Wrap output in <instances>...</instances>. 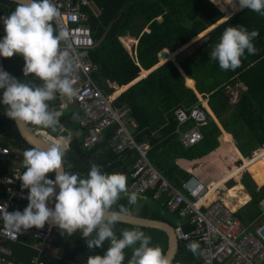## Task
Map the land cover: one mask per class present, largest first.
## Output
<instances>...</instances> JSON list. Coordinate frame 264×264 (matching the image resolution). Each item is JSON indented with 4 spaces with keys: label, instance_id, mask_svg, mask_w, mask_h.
<instances>
[{
    "label": "trees",
    "instance_id": "16d2710c",
    "mask_svg": "<svg viewBox=\"0 0 264 264\" xmlns=\"http://www.w3.org/2000/svg\"><path fill=\"white\" fill-rule=\"evenodd\" d=\"M93 1L101 8V11L98 16H94L91 12L87 14L86 22L94 41V46L89 50V58L101 70V75L97 71L93 74V79L106 95H113L116 87L121 88L132 83L139 77L141 70L148 71L157 65L158 54L162 49L175 52L219 22L224 29L229 26L243 25L249 31L255 29L259 32V36L253 41L257 52L254 55L246 52L241 58V65L235 70H221L218 62H212L209 59L212 50L208 54L210 50L208 32L177 56L181 68L185 70L188 77L193 79H187V84L193 86L194 81V89L186 85L185 77L176 64L168 61L129 86L114 100L115 107L127 105L130 108L131 115L138 124L133 132L135 141L148 145L149 161L171 184L178 186L180 180L188 176V172L180 168L175 163V159L192 161L213 152L219 147L222 130L234 137L236 148L243 157L237 153L236 158H232L234 163L238 161V165H233L229 175L224 178L237 174V169L243 162L250 160L244 158L249 157L251 151L264 143V15L248 8H241L239 0H231L226 6L219 0H211L223 11H227L229 16L237 11V7L238 11L243 9L225 21H223L224 12L208 0ZM15 7L16 3L13 1L0 0V16L10 14ZM218 29L220 28L217 25L216 30ZM2 34H4L3 24L0 22V35ZM126 35L137 40L135 57L128 53L121 42V38ZM161 57L163 61L167 60V57L163 55ZM3 65L8 73L18 79L35 80L31 75L23 76L24 60L20 55H14L11 58L3 57ZM35 82L40 83V81ZM238 85H241L242 89L238 92L236 101L232 102L229 89ZM2 91L0 89V95ZM196 93L206 97L207 105L217 120L210 118L205 124L200 125L202 139L193 146L184 147L174 134L175 111L178 109L188 111L194 105H198ZM52 104L55 105V101L54 103L52 101ZM5 107L0 104V147L10 149L13 154L21 153L22 157L19 161L23 162L24 151L32 147L21 138L14 121L4 114ZM62 111L63 115L60 116L59 123L71 131L81 130L83 113L79 108L69 105ZM192 125L191 122H187L183 130H188ZM29 126L32 130L36 127L31 124ZM116 127L113 125L107 131L104 142L93 149L82 146L81 136L74 137L64 157V170L86 177L90 167L97 164L105 173L119 171L126 174L128 187L133 180L131 166L138 155L135 151H126L122 155H116L113 152L110 141ZM45 130L50 136L57 134V128L55 131L49 128ZM224 139L229 142L230 136L225 135ZM253 159L260 162L247 171L252 173L257 183L264 182V151L256 153ZM69 164L72 165L71 168L68 167ZM4 165L0 158V179L11 174V170ZM21 170L23 173L24 168L22 167ZM53 177L54 173L47 174V178L53 179ZM220 181H213L211 185L218 184ZM239 182L249 199L236 210L235 215L243 225H248L259 214L258 203L264 197V184L257 188L246 173L240 176ZM228 183V186L234 184L232 180ZM21 184L22 182L19 188L28 194V189L22 188ZM226 192L229 197H237L240 202L247 198L238 183L234 188H227ZM147 195L149 196L147 200L138 198V208L135 212V205L128 206L130 213L159 219L172 227L177 222H183L181 224L184 230H190V226L184 219H180L176 211L167 210L158 201L153 202L150 199L151 191ZM3 197H5L4 185L0 182V199ZM119 203L127 205L126 197ZM23 209L19 210L23 211ZM131 227L133 226L119 223L115 230L119 236L121 229ZM139 228L151 236L153 245L158 244L165 251L167 239L163 232ZM33 229L37 228L32 227L19 234L21 242L32 241ZM52 237L51 245L54 253L52 252L53 254L45 259L47 264H66L68 260L87 264L89 256L102 255L108 246L106 241L102 248L90 250L79 231L71 236L66 234L62 236L57 227L53 228ZM192 241L196 240L178 242L173 264L197 263L199 252L193 255L186 248V245ZM2 244L11 250V254L6 255L11 263L29 264V260L34 255V251L23 243L2 241ZM130 256L131 249H127L124 264H127Z\"/></svg>",
    "mask_w": 264,
    "mask_h": 264
},
{
    "label": "clouds",
    "instance_id": "9594fccd",
    "mask_svg": "<svg viewBox=\"0 0 264 264\" xmlns=\"http://www.w3.org/2000/svg\"><path fill=\"white\" fill-rule=\"evenodd\" d=\"M239 5L264 15V0H239ZM60 15L53 0H17L10 14L0 16L4 30L0 38V56H22L23 76L35 78L24 81L0 69V89L3 90L0 104L6 106L4 114L13 121L53 131L59 125L63 111L52 108L50 102L57 95L69 101L78 95L74 81L70 79L75 70V50L69 43L67 29L57 28L53 23ZM258 36L255 29L249 31L243 25L229 26L224 29L209 59L217 61L221 70H235L246 52L249 55L257 52L253 41ZM66 151L59 145L24 151V171L19 179L21 187L28 189V203L23 211L9 212L7 207H0V220L5 229L15 236L32 227L42 229L47 223L55 225L62 236L79 231L90 250L102 248L107 241L103 254L89 256L87 264H124L127 249H131L127 264H173V258L158 244L153 245L151 236L139 227L123 228L117 235L116 225L129 215L128 206L135 205L138 200L136 192L128 191L126 174L119 171L105 173L93 164L86 177H81L79 173L64 170ZM48 173H54L55 179L47 178ZM225 183L226 188L231 187ZM53 197L54 207H49L48 201ZM125 197L127 205L120 204ZM186 248L196 255L200 244L192 241Z\"/></svg>",
    "mask_w": 264,
    "mask_h": 264
},
{
    "label": "built area",
    "instance_id": "2783aa9c",
    "mask_svg": "<svg viewBox=\"0 0 264 264\" xmlns=\"http://www.w3.org/2000/svg\"><path fill=\"white\" fill-rule=\"evenodd\" d=\"M53 3L61 13L53 23L57 28L67 29L69 43L75 50V70L70 74V79L74 81L78 95L71 101L57 95V103L52 108L64 110L69 105H75L83 113L81 130L71 131L60 123L57 126L55 136L64 139L63 148L67 150L66 153L74 137L81 136L82 146L93 149L104 142L107 131L116 125L110 141L113 152L122 155L126 151H135L138 155L132 164L133 180L127 187L128 191L136 192L142 199H148L147 192L151 191L152 201L160 202L169 211H176L180 219L187 222L190 230H184L181 224L183 222H177L172 227L173 233L177 244L192 239L200 243L196 264H264V197L258 203V216L248 225H243L235 212L245 200L240 202L237 197H229L227 192L221 195L223 194L221 191L224 189L227 191L223 184L213 188L215 196L212 198L209 197L213 187L211 182H204L192 171L188 172L186 178L180 180L178 186L171 184L149 161L148 145L135 141L133 132L138 124L131 115L129 107L127 105L115 107L114 94L106 95L93 79L98 66L89 58V50L94 46V41L86 20L88 12L98 16L101 8L93 0H53ZM135 47L136 42L131 45L130 51L127 50L132 57L136 55ZM196 95L198 105H194L188 111L183 109L175 111L174 134L185 147L193 146L202 139L199 126L205 124L211 117L208 113L206 97L197 93ZM187 122L193 125L184 131L183 126ZM32 131L42 136V132L46 133L43 128H34ZM235 145L232 141V146ZM261 151H264V143L244 159H253L255 154ZM11 154L10 149L0 147V156H11ZM234 165H238V161H235ZM244 172L251 177L246 169H243L238 176ZM21 175V168L14 166L11 174L1 180L5 197L0 199V207H7L9 212L23 209L28 203L27 193L19 188L22 182L19 179ZM252 181L254 182L253 179ZM255 185L257 188L260 186L256 183ZM53 228L46 223L42 229H33L32 241L25 243L21 242L20 235L10 234L0 220V264H14L5 257L6 254H11V250L2 244V241L20 242L34 251L29 264H47L45 259L51 255ZM66 264L82 263L68 260Z\"/></svg>",
    "mask_w": 264,
    "mask_h": 264
},
{
    "label": "crops",
    "instance_id": "0c3cea01",
    "mask_svg": "<svg viewBox=\"0 0 264 264\" xmlns=\"http://www.w3.org/2000/svg\"><path fill=\"white\" fill-rule=\"evenodd\" d=\"M237 11H238V8H237ZM236 11V12H237ZM235 12V13H236ZM225 14V13H224ZM125 38H127V42H124L123 41V39H125ZM196 40L197 39H195V40H193V41H191V42H189L188 44H186L184 47H181L179 50H177V51H175V52H171V51H169L168 49H165V50H162L158 55H159V60H158V63H157V65H161V64H163V63H165L166 61H168V60H170V61H172V62H174L175 64H176V66L178 67V69L181 71V73H183V75H184V77H185V83H186V85L188 86V87H190V88H192V89H194V81H193V86H189L188 84H187V79H192V78H190V77H188L187 75H186V72H185V70L183 69V68H181V66L179 65V63H178V61H177V54L179 53V52H183V51H185V50H187L188 48H190V46L193 44V43H195L196 42ZM121 42L123 43V45H124V48L127 50V48L125 47V43L128 45L129 43H135L136 41L134 40V39H131L130 38V36H128V35H126V36H123V38H121ZM129 46V45H128ZM161 55H163V56H165V57H167V60H165V61H163L162 60V57H161ZM176 57V58H175ZM156 66V65H155ZM100 69L98 68V70L97 71H99ZM96 71V72H97ZM149 71V70H148ZM148 71H145V70H141V72H140V75H139V77L136 79V80H134L132 83L134 84V82L136 81L137 82V80L140 78V77H143V76H145L147 73H148ZM144 78V77H143ZM142 79V78H141ZM193 80V79H192ZM132 83H130L129 85H127V86H123V87H121V88H117L116 87V93H114V95H113V97H115V98H117V96L121 93V92H123L124 90H126L129 86H131V84ZM97 84V83H96ZM98 85V84H97ZM99 86V85H98ZM238 86H241V85H238ZM100 87V86H99ZM242 87V86H241ZM119 89H122V90H119ZM119 90V91H118ZM119 92V93H118ZM54 101H55V104H56V101H57V97H56V99L55 100H53V103H54ZM236 101V96L232 99V102H235ZM51 104H52V101L50 102ZM206 104H207V100H206ZM53 105V104H52ZM52 105H50L51 107H52ZM54 106V105H53ZM73 106H75V105H73ZM130 109V108H129ZM207 109H208V113L211 115V117L210 118H214L215 120H217L215 117H214V115H213V113L211 112V110L209 109V107H208V105H207ZM130 112H131V110H130ZM35 128H43V127H41V126H36ZM43 130H45V128H43ZM221 130H222V128H221ZM47 131V130H46ZM43 133V132H42ZM225 135H228V136H230V141L229 142H227V141H225V139H224V137H225ZM179 141V140H178ZM232 141H234L235 142V144H236V141H235V139H234V137L230 134V133H227V132H225L224 130H222V134H221V136L219 137V147L218 148H216L213 152H211V153H209L208 155H206V156H204V157H202V158H200V159H196V160H192V161H188V160H184V159H175V163L180 167V168H183L184 170H186L187 172H190V171H192L194 174H196L200 179H202L204 182H206V180L204 179V175H203V168H202V166H199L200 165V162H203V161H206L205 163H207V162H209V161H211V162H216V158L217 159H219V157H230V160H231V157H233L234 155H237V153L239 152L238 150H237V148H236V145L235 146H232ZM180 143V142H179ZM181 144V143H180ZM184 146V145H183ZM185 147V146H184ZM238 151V152H237ZM252 152V151H251ZM238 155H240V154H238ZM241 156V155H240ZM1 157H3V156H0V158ZM9 157H22V155H21V153H19V152H17V153H15V154H11V156H9ZM2 159V158H1ZM16 159V158H15ZM22 159H24V158H22ZM17 160H19V158H17ZM263 160V159H262ZM217 163V162H216ZM259 163V162H258ZM257 163V164H258ZM221 165H222V163H220ZM153 165V164H152ZM5 166V168H8L9 170H11L13 167H14V165H10V164H5L4 165ZM154 166V165H153ZM235 167V166H234ZM254 167V166H253ZM131 168H132V166H131ZM232 169H233V166H232ZM231 169V170H232ZM236 169V168H235ZM251 169V168H250ZM230 169H225L224 170V172L222 173V175L220 176V177H218L217 179H213V180H211V183H214V182H218V181H220V180H222V178H224L225 176H227V175H229V173H230V171H231ZM247 170H249V169H247ZM235 171V170H234ZM160 172V171H159ZM240 172H238L237 173V175H236V177H233V176H230L229 178H237L236 180L234 179V181H235V183L237 182L240 186H241V191L243 192V193H245L246 194V196H247V198L245 199V201L246 200H248V198H249V196H248V194L244 191V188H243V186L240 184V182H239V178H240V176H241V174L238 176V174H239ZM244 173H246V172H244ZM248 176H249V174L248 173H246ZM238 176V177H237ZM249 178L251 179V177L249 176ZM228 179V178H227ZM226 179V180H227ZM2 179H0V182H2L1 181ZM252 180V179H251ZM214 181V182H213ZM233 182V181H232ZM253 182V181H252ZM254 183V182H253ZM149 192V191H148ZM147 192V193H148ZM151 197V196H150ZM139 199H142V198H140V197H138ZM147 198H149V196L147 195ZM142 200H147V199H142ZM154 202V201H153ZM160 203V202H159ZM161 205V204H160ZM162 206V205H161ZM254 219V218H253ZM253 219H252V221H253ZM50 251H51V254H53L54 252V248L51 246V248H50ZM53 252V253H52ZM6 255H8V254H6ZM6 255H5V257H6ZM7 258V257H6ZM8 260V259H7ZM9 261V260H8ZM10 262V261H9Z\"/></svg>",
    "mask_w": 264,
    "mask_h": 264
},
{
    "label": "water",
    "instance_id": "95a60500",
    "mask_svg": "<svg viewBox=\"0 0 264 264\" xmlns=\"http://www.w3.org/2000/svg\"><path fill=\"white\" fill-rule=\"evenodd\" d=\"M10 1H13L15 3L17 2V0H10ZM226 19H224V20H226ZM3 35L4 34L0 35V38H2ZM162 50H165V49H162ZM158 60H159V55H158ZM168 61H170V60H168ZM168 61H166V62H168ZM159 66L160 65L154 66L152 69H150L148 71V73H150L152 70L156 69ZM0 69H3L4 71H6L4 68V65H3V57L2 56H0ZM99 73L101 75V70H99ZM145 76H143V77H145ZM143 77H140L138 80H140ZM14 123L17 127V131H18L19 135L30 147L46 149L50 145L49 143L45 142V140L41 134H39V133L35 134L32 131V128L29 126L28 123L19 122V121H14ZM2 162L4 164L14 165V166L19 167V168L23 167L21 161L14 159V158H11L9 156L3 157ZM63 168H64V166H63ZM54 179H55V174H54L53 180ZM56 191L57 192L59 191L58 187L56 188ZM54 203H55V200L53 197L52 199H50L48 201V206L53 207ZM121 223L131 225V226H137V227H141V228L159 230V231L163 232V234L166 236V239H167L166 249H165L164 253L166 255H168L169 257L174 258V255H175L176 250H177V241L175 239L172 226L168 225L167 223H164L163 221H159V219L143 217V216L136 215L134 213H129V215L123 217V221ZM52 226L56 228L55 225H52Z\"/></svg>",
    "mask_w": 264,
    "mask_h": 264
},
{
    "label": "rangeland",
    "instance_id": "374dc122",
    "mask_svg": "<svg viewBox=\"0 0 264 264\" xmlns=\"http://www.w3.org/2000/svg\"><path fill=\"white\" fill-rule=\"evenodd\" d=\"M224 6H226L231 0H219ZM233 15V14H232ZM231 17V16H230ZM225 21V20H224ZM220 23V22H219ZM218 27L220 29H218V31L216 30V26L212 29V30H209V34H210V50L208 52V54L210 53V51L214 48L215 44L219 41V38L221 36V34L223 33L224 31V28L222 26V24H218ZM132 39V38H131ZM124 42H127V38L123 39ZM133 44V43H132ZM131 43H129L128 45L125 43V47L127 48V50H131ZM212 62H217L215 60H212ZM242 89L241 86H236L235 88H232V89H229V92L230 94L232 95V99L236 96L237 97V94L238 92ZM234 159L236 158L235 155L233 156ZM231 157V160H230V157H219V159L216 158V162H207L205 163L206 161H203V162H200V165L199 166H202L203 168V175L205 176L204 179L206 180V182H211V180H215L217 179L218 177H220L222 175V173L224 172L225 169H232V166L235 164L233 161L234 159L232 160ZM260 157V156H259ZM258 162H260L259 160H256V159H250L248 161H244L243 164L237 169V173L238 172H241L243 169H250L252 168L253 166H255ZM222 163V165L220 164ZM231 172V171H230ZM247 173V172H246ZM250 175H251V178L253 179V176H252V173L249 172ZM237 175V174H236ZM236 175L234 177H236ZM238 177V176H237ZM235 178L231 179L233 180L234 184H235V181H234ZM237 179V178H236ZM235 179V180H236ZM230 180V179H228ZM228 180L226 181L225 184L228 185ZM255 181V179H253ZM256 184L258 185H261L263 184L264 182H261V183H257L255 181ZM242 190V189H241ZM223 192V194L221 195H225L226 193V190L224 191H221ZM138 208V201L137 203L135 204L134 206V212L136 211V209Z\"/></svg>",
    "mask_w": 264,
    "mask_h": 264
},
{
    "label": "bare ground",
    "instance_id": "6f19581e",
    "mask_svg": "<svg viewBox=\"0 0 264 264\" xmlns=\"http://www.w3.org/2000/svg\"><path fill=\"white\" fill-rule=\"evenodd\" d=\"M211 2H212V1H211ZM212 3H213V2H212ZM214 4H215V3H214ZM215 5H216V4H215ZM216 6H217V5H216ZM217 7H218V6H217ZM218 8H220V7H218ZM237 8H238V7H237ZM220 9H221V8H220ZM221 10H222V9H221ZM222 11H223V10H222ZM223 12L225 13V18H224V19L230 17L227 11H223ZM223 21H224V20H223ZM218 24H219V23H217V24L213 25L212 27L208 28L207 30L203 31L202 33H200L199 35H197L196 38H194L193 40L197 39L196 41H198L199 39L202 38V36H204L206 33H208L209 30H212V29H213L215 26H217ZM193 40H191V41H193ZM193 44H194V43H193ZM183 52H184V51H183ZM183 52H179L176 56H178L179 54H181V53H183ZM175 58H176V57H175ZM42 134H43V138H44L45 142L49 143L50 145H59V146H61V147L64 146V139H63L61 136H50L47 132H46V133L43 132ZM237 152H238V151H237ZM238 154H239V152H238ZM235 175H236V173L233 174L232 176L234 177ZM228 177H229V176H228ZM228 177H226V178H224L223 180H221L218 184L213 185V187L211 188V190H210V192H209V197H213V195H214L213 188H217L219 185H222L223 182H224ZM254 182H255V181H254ZM236 184H237V182H236L233 186L229 187L228 189L234 188Z\"/></svg>",
    "mask_w": 264,
    "mask_h": 264
}]
</instances>
